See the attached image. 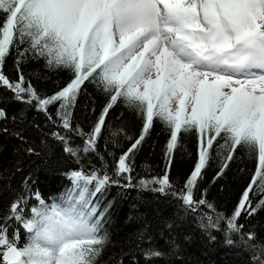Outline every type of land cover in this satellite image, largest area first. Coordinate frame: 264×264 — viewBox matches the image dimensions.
I'll use <instances>...</instances> for the list:
<instances>
[{"label":"snow or ice","instance_id":"snow-or-ice-1","mask_svg":"<svg viewBox=\"0 0 264 264\" xmlns=\"http://www.w3.org/2000/svg\"><path fill=\"white\" fill-rule=\"evenodd\" d=\"M14 49L15 80L4 73ZM29 55L44 59L49 69L69 70L72 78L51 96H42L20 69ZM85 81L108 96L88 132L71 122ZM0 87L49 120V107L58 104L60 126L82 139L73 144L69 136L52 133L81 165L64 173L70 185L59 196L49 202L28 176L23 189L0 210V264H98L108 242L103 226L111 207L101 209L100 202L112 186L175 197L186 212L199 213L200 227L210 239L215 240L210 233L223 224L226 245L239 243L249 264H264V239L239 223L242 214L264 208V0H0ZM118 101L142 116L143 128L109 172L105 164L97 168L83 161L98 154L106 117ZM5 118L0 108V119ZM156 120L169 130L165 173L133 185L132 156ZM193 132L197 160L183 188L176 189L169 175L172 154L181 135ZM217 145L227 148L217 176L238 148L257 161L230 216L203 196L195 198ZM254 185L262 195L255 205L250 199ZM145 255L163 253L150 248Z\"/></svg>","mask_w":264,"mask_h":264},{"label":"trees","instance_id":"trees-1","mask_svg":"<svg viewBox=\"0 0 264 264\" xmlns=\"http://www.w3.org/2000/svg\"><path fill=\"white\" fill-rule=\"evenodd\" d=\"M17 59L14 49L4 65V73L13 80L18 78ZM20 69L42 96H51L72 78L69 70L49 69L44 59H34L31 55L22 60ZM107 103V94L96 83L85 81L72 109L73 126L90 131ZM0 108L7 113V118L0 119V210L23 189V181L28 176L36 181L33 187L50 202V198L59 196L70 185L64 173L81 166L63 151L64 145L52 133L69 136L73 144H81L82 139L60 126L56 117L58 104L49 107L53 117L49 120L44 112L15 100L9 90L0 87ZM142 128V116L118 101L106 117V126L97 144L98 154L90 155L83 163L90 160L97 168L105 164L111 172L115 161L131 146ZM168 139L169 130L156 120L132 156L133 185H137L140 178L165 173ZM28 148L35 151L29 153ZM226 155L227 148L215 147L198 181L195 198L203 196L218 212L230 216L255 173L257 161L244 148H238L233 159L227 161L223 175L217 176L226 162ZM196 160V134H182L172 154L169 171L176 189L183 188ZM120 183L123 185L126 181ZM261 198L260 188L254 185L250 193L253 205ZM100 203L101 209L109 203L111 207L103 226L108 242L98 264H249V254L239 243L235 246L225 244L223 224L220 231L210 233L215 240L210 239L209 232L200 227L199 213L186 212L181 202L171 195H160L136 186H112ZM239 223L244 225L245 232H255L264 239V208L251 216L242 214ZM150 248L160 250L163 255L147 257L145 252Z\"/></svg>","mask_w":264,"mask_h":264}]
</instances>
